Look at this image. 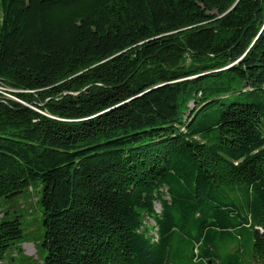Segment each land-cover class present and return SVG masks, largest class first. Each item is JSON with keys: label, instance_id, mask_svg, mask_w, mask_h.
Listing matches in <instances>:
<instances>
[{"label": "trees", "instance_id": "trees-1", "mask_svg": "<svg viewBox=\"0 0 264 264\" xmlns=\"http://www.w3.org/2000/svg\"><path fill=\"white\" fill-rule=\"evenodd\" d=\"M0 23V205L41 185L42 264H264V0H0ZM23 241L3 218L0 262Z\"/></svg>", "mask_w": 264, "mask_h": 264}, {"label": "rangeland", "instance_id": "rangeland-1", "mask_svg": "<svg viewBox=\"0 0 264 264\" xmlns=\"http://www.w3.org/2000/svg\"><path fill=\"white\" fill-rule=\"evenodd\" d=\"M1 28V23H0ZM11 97V89H0ZM10 98V97H9ZM194 104H191L193 107ZM43 196L41 185L28 188L23 194L11 200H2L0 205V222L3 218H18L21 222L24 241L13 246L6 254V259L0 264H42L46 253L43 248L44 213L41 199ZM155 208L160 211L161 206L156 203Z\"/></svg>", "mask_w": 264, "mask_h": 264}, {"label": "built area", "instance_id": "built-area-1", "mask_svg": "<svg viewBox=\"0 0 264 264\" xmlns=\"http://www.w3.org/2000/svg\"><path fill=\"white\" fill-rule=\"evenodd\" d=\"M0 89L2 90H6L7 91V87H5L1 82H0ZM3 94H5L7 97L12 98L9 94H7L6 92H1Z\"/></svg>", "mask_w": 264, "mask_h": 264}, {"label": "water", "instance_id": "water-1", "mask_svg": "<svg viewBox=\"0 0 264 264\" xmlns=\"http://www.w3.org/2000/svg\"><path fill=\"white\" fill-rule=\"evenodd\" d=\"M192 113V110L189 112V115Z\"/></svg>", "mask_w": 264, "mask_h": 264}]
</instances>
